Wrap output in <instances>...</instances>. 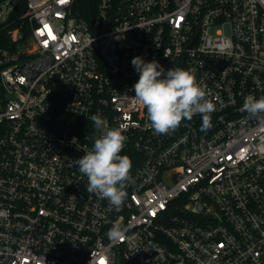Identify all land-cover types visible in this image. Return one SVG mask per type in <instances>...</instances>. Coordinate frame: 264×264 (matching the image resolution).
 <instances>
[{
    "label": "built area",
    "instance_id": "built-area-1",
    "mask_svg": "<svg viewBox=\"0 0 264 264\" xmlns=\"http://www.w3.org/2000/svg\"><path fill=\"white\" fill-rule=\"evenodd\" d=\"M76 5L0 0V264H264V123L240 111L264 96V0H99L92 22ZM136 56L190 70L212 127L154 134ZM92 115L127 137L119 211L71 162Z\"/></svg>",
    "mask_w": 264,
    "mask_h": 264
},
{
    "label": "clouds",
    "instance_id": "clouds-1",
    "mask_svg": "<svg viewBox=\"0 0 264 264\" xmlns=\"http://www.w3.org/2000/svg\"><path fill=\"white\" fill-rule=\"evenodd\" d=\"M131 64L139 73L138 81L132 86L134 99L146 108L154 134H170L182 121H191L196 114L202 117V130L212 127L211 114L216 111V104L209 98L206 86L197 83L190 70L182 67L165 70L159 61H145L141 56L134 57ZM240 111L248 119L264 123L260 115L264 113V96L257 99L249 94ZM90 119L99 135L90 150L71 162L87 177V192L106 199L119 211L127 199L126 187L131 179V159L121 154L127 137L120 128H109L107 120L99 115H92ZM124 235L125 229L120 225H114L108 232L113 240H120Z\"/></svg>",
    "mask_w": 264,
    "mask_h": 264
},
{
    "label": "trees",
    "instance_id": "trees-1",
    "mask_svg": "<svg viewBox=\"0 0 264 264\" xmlns=\"http://www.w3.org/2000/svg\"><path fill=\"white\" fill-rule=\"evenodd\" d=\"M99 0H77L76 9L80 16L88 22H92Z\"/></svg>",
    "mask_w": 264,
    "mask_h": 264
}]
</instances>
